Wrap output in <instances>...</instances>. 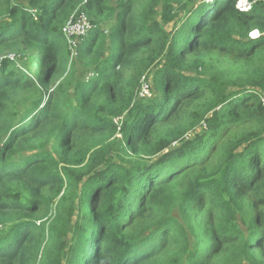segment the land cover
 Segmentation results:
<instances>
[{"label": "trees", "instance_id": "obj_1", "mask_svg": "<svg viewBox=\"0 0 264 264\" xmlns=\"http://www.w3.org/2000/svg\"><path fill=\"white\" fill-rule=\"evenodd\" d=\"M0 264H264V0H0Z\"/></svg>", "mask_w": 264, "mask_h": 264}, {"label": "built area", "instance_id": "obj_2", "mask_svg": "<svg viewBox=\"0 0 264 264\" xmlns=\"http://www.w3.org/2000/svg\"><path fill=\"white\" fill-rule=\"evenodd\" d=\"M248 7L249 6H246L244 4L242 9H247ZM92 26L93 25L91 21L83 12L77 13L76 15H72L71 18L68 20L66 25L63 27V31L69 43L73 46V52L74 48H76L77 44L81 41V38L91 30ZM251 35L253 37H258L259 33L258 31H254ZM118 137H121V135L118 134Z\"/></svg>", "mask_w": 264, "mask_h": 264}, {"label": "rangeland", "instance_id": "obj_3", "mask_svg": "<svg viewBox=\"0 0 264 264\" xmlns=\"http://www.w3.org/2000/svg\"><path fill=\"white\" fill-rule=\"evenodd\" d=\"M72 57L73 58L75 57V51L73 52ZM18 62H20V61H18ZM85 74H86V72L84 74L82 72L81 76L85 77ZM91 74H93V73L92 72L87 73V77L91 76ZM145 81L146 82L144 83V85L141 89V96H149L152 92V75L150 74V76H146ZM118 119L121 120V118H118ZM47 150H48V148H47Z\"/></svg>", "mask_w": 264, "mask_h": 264}, {"label": "clouds", "instance_id": "obj_4", "mask_svg": "<svg viewBox=\"0 0 264 264\" xmlns=\"http://www.w3.org/2000/svg\"><path fill=\"white\" fill-rule=\"evenodd\" d=\"M246 6H247V5H246ZM242 8H243V7H242ZM242 8H241V10H244V11L247 10V9H242Z\"/></svg>", "mask_w": 264, "mask_h": 264}]
</instances>
